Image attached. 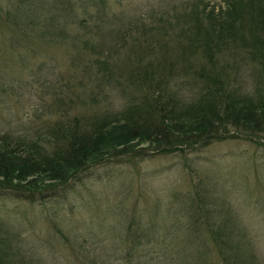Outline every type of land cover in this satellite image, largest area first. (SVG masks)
I'll return each instance as SVG.
<instances>
[{"label":"rangeland","instance_id":"374dc122","mask_svg":"<svg viewBox=\"0 0 264 264\" xmlns=\"http://www.w3.org/2000/svg\"><path fill=\"white\" fill-rule=\"evenodd\" d=\"M221 3L222 0H0V132L22 135L39 125L38 117L44 119L46 114L34 109L46 107L51 99L41 84L64 80H71V85L80 83L89 52H75L69 39L77 37L83 42L91 38L107 46L118 42L123 45L119 55H114L118 58L135 45V40L143 42L148 35L161 32L169 35L170 51L174 52V37L185 22L182 15L191 13L194 5L202 9ZM22 18L35 21L38 27L50 19L56 31L48 29L49 35L39 28L25 34L18 32L15 21ZM83 20L88 28L82 25ZM52 34L59 35L54 39L56 43L52 42ZM242 57L246 62L239 60L238 75L231 77V83L240 86L242 94H255L262 87L257 64L247 61V55ZM73 58H77L76 62ZM189 79L190 76L170 79L172 89L184 100L193 95L195 84ZM108 95L91 107L77 103L73 113L114 111L126 104L119 92L108 91ZM136 145L138 148L127 156L95 168L91 177L53 190L81 204L70 211L63 225L68 238L84 243L82 251L56 237L39 209L20 205L6 193H0V242L4 247L8 243L10 250L20 251L33 264H96L94 261L107 259L111 250L126 260L109 258L106 264H226L228 261L211 242L203 255L197 243L190 244L198 239L188 236V219L176 211L178 198L190 197L197 189L206 194V201L211 200L215 208L221 209L220 220L228 219L224 224L229 227L227 232H232L235 239L243 236L248 241L244 250L247 254H242L245 259L251 255L255 264H264V132L227 129L209 142L156 150L146 144ZM44 179H38V184L54 183ZM45 193L51 194V190ZM129 216L141 218L142 229L148 235L142 244L146 253L136 261L117 253L124 250L126 240L133 235L126 232ZM206 240L204 236L201 242Z\"/></svg>","mask_w":264,"mask_h":264},{"label":"trees","instance_id":"16d2710c","mask_svg":"<svg viewBox=\"0 0 264 264\" xmlns=\"http://www.w3.org/2000/svg\"><path fill=\"white\" fill-rule=\"evenodd\" d=\"M191 11L182 15L185 22L183 30L174 37V52L170 51L169 35L161 32L148 35L143 42L135 40V45L118 58L114 55L123 50L118 42L107 46L92 42L91 38L83 42L77 37L69 39L75 52H89L80 83L71 85V80H64L41 84L51 99L46 107H41L42 111L39 107L34 109L46 114L44 119L38 117L39 125L22 135L0 132V193L12 195L20 205L39 209L54 235L74 248L77 246L79 251L84 249V243L68 238L63 220L81 204L65 194H54L58 186L91 177L95 168L134 152L136 143L156 150L209 142L227 129L264 132V0H222L216 7L200 9L194 5ZM15 22L16 31L24 34L32 28L48 35V29L56 31L50 19L40 27L28 18ZM82 25L89 27L84 20ZM50 36L56 43L54 39L59 35ZM243 55L257 64L262 80V87L255 94H242L240 86L231 83V77L238 75L239 60L246 62ZM197 58L200 64L193 63ZM174 76L182 80L191 77L189 81L195 86L189 100L172 89L170 79ZM108 91L119 92L126 104L114 111L73 113L77 103L97 105L109 96ZM43 177L54 183L39 185L38 179ZM49 189L51 194L45 193ZM190 195L180 196L176 209L188 219L185 227L192 234L188 236L198 239L190 244L197 243L195 246L203 255L211 242L228 261L226 264H255L251 255L250 260L244 257L248 248L245 237L235 239L232 232H227L229 227L224 224L229 221L219 219L221 209L215 208L211 200L206 201V194L200 190ZM137 219H127L126 232L133 235L126 240L124 250L117 252L129 256V261L146 253L142 244L148 235L142 229L141 218ZM204 236L207 240L201 242ZM4 244L7 247L0 242V264H33L20 251ZM108 253L102 264L109 258L126 260L112 250Z\"/></svg>","mask_w":264,"mask_h":264}]
</instances>
